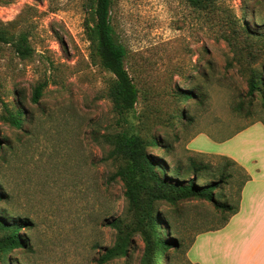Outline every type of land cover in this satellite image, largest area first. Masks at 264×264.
I'll list each match as a JSON object with an SVG mask.
<instances>
[{
  "label": "rangeland",
  "instance_id": "obj_1",
  "mask_svg": "<svg viewBox=\"0 0 264 264\" xmlns=\"http://www.w3.org/2000/svg\"><path fill=\"white\" fill-rule=\"evenodd\" d=\"M87 3L0 0V27L25 35L31 48L22 59L0 44V114L20 109L29 119L19 131L0 120V213L26 222L24 247L6 264H97L114 241L108 221H132L122 182L108 179L118 163L107 159V136L133 130L160 138L146 151L167 164L168 176L189 157L212 166L209 178L226 165L230 177L213 198L230 206L248 178L240 165L264 170V88L253 99L247 93L255 74L264 78V0H211L204 9L185 0H113L111 24L139 94L128 123L107 96L112 76L90 58ZM187 92L194 97L184 99ZM223 147L235 165L216 154ZM155 207L158 233L175 245L156 264H248L247 249L225 253L220 236L235 239L254 225L225 223L228 213L202 198ZM256 227L264 233V224ZM142 249L134 235L128 256L106 264H139Z\"/></svg>",
  "mask_w": 264,
  "mask_h": 264
},
{
  "label": "trees",
  "instance_id": "obj_2",
  "mask_svg": "<svg viewBox=\"0 0 264 264\" xmlns=\"http://www.w3.org/2000/svg\"><path fill=\"white\" fill-rule=\"evenodd\" d=\"M210 1L185 0L192 9H204ZM112 2L113 0H88L89 18L85 23V33L90 43L91 60L112 76L107 87V96L111 101L113 112L123 122H127L128 117L135 112L139 94L127 71L126 48L115 37L111 24ZM0 44H12L15 53L22 59L31 54L27 37L23 34L15 36L4 27H0ZM260 70L264 73L263 66ZM260 87L264 88V78L260 79L255 74L248 82L247 93L251 99L254 98L255 93L260 92ZM40 96L41 86H38L33 91L32 101L36 103ZM192 97L194 93L187 92L184 95V99ZM0 120L18 131L23 126L22 122H29L23 110L11 111L7 108L0 114ZM106 141L110 146L107 159L118 163L108 179L110 181L119 179L122 182L127 212L133 215V219L127 222L125 218L119 216L108 221V226L115 232L114 241L111 246L103 250L97 259V264H106L127 257L134 235H138L143 244L139 264H156L158 254L161 255L169 248L175 247L173 242H169L158 233L160 222L156 216L155 206L159 201L175 203L190 198L207 199L213 203L215 209L228 213L225 223L238 212L239 202L235 206H230L213 198L214 191L220 190L226 183L227 177H230L226 173V165L221 168L218 179L209 178L214 175L212 166L189 157L185 164L173 167L168 176L165 174L167 164L152 158L146 151L147 147L160 146V138L151 137L146 141L137 132L125 130L107 136ZM222 159L228 165L236 163L227 157L222 156ZM187 175L191 176V179L186 183L179 180L180 177ZM0 199H2L1 195ZM17 221L19 219L0 213L1 263L6 264L7 254L24 247L19 233L24 229L26 222L20 224Z\"/></svg>",
  "mask_w": 264,
  "mask_h": 264
},
{
  "label": "crops",
  "instance_id": "obj_3",
  "mask_svg": "<svg viewBox=\"0 0 264 264\" xmlns=\"http://www.w3.org/2000/svg\"><path fill=\"white\" fill-rule=\"evenodd\" d=\"M237 133L232 139L238 138L242 132ZM245 137L242 138L244 140ZM220 156L230 158L237 161L232 155L227 153L226 148L223 147L220 153H216ZM238 165H240L237 162ZM246 172L248 176L247 181L241 188L240 200H239V210L238 212L230 218V221L235 219V221L242 226V221L248 222L250 225H254L252 232L244 233L240 232L235 234L234 239L233 234L226 232L220 237L224 236L226 238V247H223V252H228L230 248L234 250H244L247 249L245 256L249 259L248 264H264V233L257 231V227L264 224V170L251 172L240 165ZM250 185V187H249ZM248 187V192L246 196V204H243V196L245 188ZM260 230L262 228L259 227ZM191 262V261H190ZM192 264H198L191 262ZM230 264H238L237 258L230 260Z\"/></svg>",
  "mask_w": 264,
  "mask_h": 264
}]
</instances>
